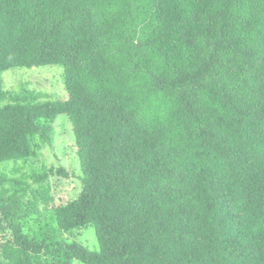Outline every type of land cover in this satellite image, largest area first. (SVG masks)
I'll return each mask as SVG.
<instances>
[{
  "label": "trees",
  "instance_id": "obj_1",
  "mask_svg": "<svg viewBox=\"0 0 264 264\" xmlns=\"http://www.w3.org/2000/svg\"><path fill=\"white\" fill-rule=\"evenodd\" d=\"M45 65L66 100L0 78V167L67 114L83 188L56 217L99 249L30 237L0 172V264H264V0H0V74Z\"/></svg>",
  "mask_w": 264,
  "mask_h": 264
},
{
  "label": "rangeland",
  "instance_id": "obj_2",
  "mask_svg": "<svg viewBox=\"0 0 264 264\" xmlns=\"http://www.w3.org/2000/svg\"><path fill=\"white\" fill-rule=\"evenodd\" d=\"M63 73L60 65L16 67L1 73L0 78L7 91L28 90L34 100L40 102L64 101L68 94ZM51 137L50 142H36L34 156L0 167V172L21 180V186L27 188L24 198L27 215L22 218L24 231L40 242H76L90 250H98L93 225L62 230L56 217L57 207L76 199L83 188L76 138L67 114L56 118ZM13 186L11 181V190ZM11 237L9 223L0 214V247ZM65 264L85 263L71 260Z\"/></svg>",
  "mask_w": 264,
  "mask_h": 264
}]
</instances>
